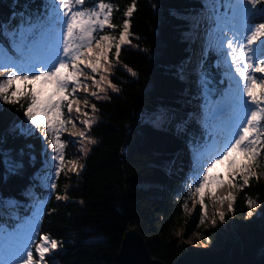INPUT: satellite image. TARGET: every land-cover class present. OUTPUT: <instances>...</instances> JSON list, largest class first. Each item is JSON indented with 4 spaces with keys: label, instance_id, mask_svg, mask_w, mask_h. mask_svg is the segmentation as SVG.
Segmentation results:
<instances>
[{
    "label": "trees",
    "instance_id": "16d2710c",
    "mask_svg": "<svg viewBox=\"0 0 264 264\" xmlns=\"http://www.w3.org/2000/svg\"><path fill=\"white\" fill-rule=\"evenodd\" d=\"M96 2L88 0L85 7ZM104 2L113 5L111 23L117 27L102 33L118 39L123 23L128 21L130 43L121 48L118 62L114 46L109 53L111 70L117 72L111 77L119 90L113 92L110 88L105 101H97L96 97L92 100L97 111L87 135L98 143L91 144L87 154L82 152L79 175L61 174L54 191L50 187L44 190L35 179L45 166L40 134L21 131L27 103L24 99L17 104L2 101L0 241L4 234L18 235L22 227L31 226L37 235L49 234L61 244L46 257L48 264H119L123 238L136 228L151 256L168 264L264 258V156L259 158L257 176L250 179L249 185L235 187L233 208L225 214V224L205 227L197 211L194 217L189 214L193 206L200 205L196 202L198 196H188L193 154L187 138L197 143L204 138L194 116L200 100L195 75L201 74L209 85H221L217 55L212 52L197 74L182 69L191 58L205 0ZM44 3L0 0V44L11 46V37L5 31L8 22H35L44 14ZM133 5L132 16H126ZM160 112L172 113L180 124L157 125L154 119ZM13 162L22 167L13 170ZM232 180L234 185L243 184L240 175L235 174ZM56 195L62 199L57 200ZM248 199L256 206L250 209ZM185 202L188 211L182 208ZM182 231L206 237L217 249L194 247Z\"/></svg>",
    "mask_w": 264,
    "mask_h": 264
},
{
    "label": "snow or ice",
    "instance_id": "6c2138e0",
    "mask_svg": "<svg viewBox=\"0 0 264 264\" xmlns=\"http://www.w3.org/2000/svg\"><path fill=\"white\" fill-rule=\"evenodd\" d=\"M87 3L88 0H45L44 14L38 16L35 22L29 20L26 26L13 22L11 54L0 45V100L5 104H17L21 99L26 101L24 114L27 120L51 138L50 146L55 153L51 159L56 162L55 178L61 175L66 163L71 164L69 171L77 175L83 167L78 160L65 161L66 142L61 140V136L67 130L66 124L73 123L75 126L74 121L65 119L64 109L72 113L73 100L69 97L75 98L80 89L84 69H89L92 74L99 73L102 68L105 72L109 71L112 68L109 53L113 46L118 62L121 46L130 43L128 21L123 23L118 39L108 34L97 35L106 27L113 30L117 27L111 23L113 5L98 0L91 7H85ZM258 5H264V0H205V7L210 8V18L215 25L213 34H216L218 50L223 52L225 63L234 69L235 76L231 72L227 75L231 79H239L236 81L238 95L234 97L233 106L237 115L228 128L227 139L196 173L195 186L189 185V198L199 197L196 202L202 209L201 225L208 216L204 190L213 180L218 181L219 186L224 184L222 179L212 175L216 165L229 161L231 169L234 163L232 154H243L246 163L238 167L243 184L233 186L244 187L257 176L255 169L259 166V158L264 156V7ZM134 7H129L125 15L131 17ZM128 71L136 75L131 69ZM256 73L262 74L261 77H257ZM88 78L99 93L106 91L100 81H106L113 92L119 90L106 76L101 75L100 81L94 75ZM84 91H87V85H84ZM98 92L94 91L91 95L100 98ZM75 103L78 104L79 100L76 99ZM84 103L87 105L88 101ZM92 109L95 112L94 104ZM75 111L79 113L81 109L77 107ZM94 122L82 121L86 129H91ZM79 136L89 144L98 143L87 137L85 132H80ZM19 167L22 164L13 162V170ZM230 176L235 179L232 172ZM50 188L54 191L57 184L52 182ZM56 199L62 197L56 195ZM247 203L250 209L256 206L252 199H248ZM182 208L188 211L187 202ZM228 208L232 210L231 202ZM224 218V213L220 212L219 220ZM212 223H216L215 217ZM60 246V242L49 234L37 235L32 230L20 244L9 250V259H4V254L0 252V264H48L46 257L53 255Z\"/></svg>",
    "mask_w": 264,
    "mask_h": 264
},
{
    "label": "rangeland",
    "instance_id": "374dc122",
    "mask_svg": "<svg viewBox=\"0 0 264 264\" xmlns=\"http://www.w3.org/2000/svg\"><path fill=\"white\" fill-rule=\"evenodd\" d=\"M259 7H264V5H259ZM220 10L224 11L222 8ZM229 15H230V13H229ZM210 17H211V10L209 7H205V4H204L203 9H202V13H201V17L198 21L197 29H195V38L193 40V51L191 54V58L183 64L182 69L185 70V72H189L191 74H197L199 72V69H200L201 64L203 62V58H204L205 54L207 53V51H209V52L212 51V53L217 54V56H218L217 57V65L219 66L220 69L223 70L222 76H223V80H224L225 84L228 83V84L232 85L235 88V90L237 91L236 81L239 79V77H235V79H231L227 75L229 72H231L233 74V76H235L234 69H231L229 67V65L225 63V57H224L223 52L218 50V47H217L218 41L216 39V34H213V29H214L215 25H214V23ZM9 25L6 24V27ZM2 28H4V25ZM105 29H107V27ZM104 34L110 35L109 33H97V35H104ZM229 34H230V32L228 33V35ZM3 36H5L4 32H3ZM125 45H127V44H125ZM125 45H122L121 48ZM96 51H99V50H96ZM225 51H226V46H225ZM113 61H115V59H113ZM118 66L121 67L122 65L118 64ZM81 67L83 68V65H81ZM102 71H103V68L100 70L99 73L92 74L89 69H84L85 75L81 76L82 84H81L80 89H78V92H77V94L79 95L78 96L79 103L78 104L75 103L73 105V111H72V114H73L72 115V121L75 122V126L72 127V131L70 129L68 130L66 128L68 130V132L66 130L61 136V140L66 142L65 154L67 153L68 155H73V159L78 160L80 165H83L82 152H85L87 154L89 152V150L91 149V144L87 143L86 139H83L82 140V144H83L82 148L80 147V145H79V147L75 146V145H74V147H72L70 144V141L72 140L71 137H74V135H79L80 132H86L88 130L84 127V124L82 123V121H84L86 119L87 120H93L92 118H90V116H91V113H95V112H93V109H92V105L94 104L92 100L94 97L89 96L88 93L94 92V91L98 92V89L95 87L92 80L89 79L88 77L94 75L95 79L97 81H100V76L103 75V76H106L108 78V80H110L112 82V84H114L111 76H114L115 73H117L116 70L110 69L107 72L103 71L104 74H102ZM192 72H194V73H192ZM195 76H196L195 77V83H196L197 89L199 88V93H200L199 104L201 103V105H199V112H197L194 116H195L196 120L199 119V122L201 124L206 122V123H204V125L207 126L208 132H211L213 129H215V126H213V124L207 125V120L210 117V114H209L210 111L215 106V103H213V102H215L219 98V97H217L218 96L217 93L219 92V90L213 91V89H211V86L207 84L208 83L207 80L204 77H202L201 74H199L198 76L197 75H195ZM0 78H2V76H0ZM100 83L106 89V91L104 93L98 92V95L100 98H96V100L97 101H105L109 98L110 88L108 87V84L106 81H100ZM84 85H87V91H84ZM241 86H242V84H241ZM222 90H223L222 92L224 94L227 92V89H225V87L222 88ZM203 97H204V99H203ZM220 97H221V94H220ZM85 100L88 101L87 105H85V103H84ZM2 101L3 100H0V106L2 104ZM77 107H79L81 109V111L79 113H77L75 111V109ZM85 113H87V115H85ZM154 122L159 126L170 127L172 125L177 126L178 124H180L181 120L175 119L173 117L172 113L160 112V113L155 115ZM86 136L90 137L87 135V133H86ZM41 138L46 143L44 145L43 154H44V159L48 165V167H46L45 170L48 169V171L43 172V170H40L42 172H41V178L39 179V183L41 184L42 188H45V187L47 188L48 187L47 177L50 179L51 182H54V180L56 179L54 177L55 163L56 162L51 159V157L55 153H54V150L50 146L51 145V138L46 136L44 134V132H43V136L41 133ZM66 139H68V141H66ZM78 142L80 143L81 140H78ZM224 142H225V140L224 141L213 140L211 142H208L207 146L203 150H201L197 153V156L195 157L194 164H193V166L197 170V172L200 170L201 166L207 161L206 154L209 153V151L212 148L219 147ZM232 160L234 161V163H233L231 169L229 168V161H224L222 164H217L216 167L213 169L212 175L214 177H218V178L222 179L224 181L223 186H219L218 181L213 180L209 184V186L204 190L205 191V198H208L207 202H205V204L207 205V212H208V216H207V219H206L205 224H204L205 227H210V226L214 227L218 224V222L225 224L226 217L224 218L223 221L219 220V213L223 212L225 215L227 213V211H230L228 208L229 202L232 203V208H233L234 200H232V198L233 197L235 198L237 190L233 186L234 183H233L232 177L230 176V172H232L234 175L235 174L239 175L238 174V167L240 165L246 163V158L243 156V154L236 152V153L232 154ZM177 163L178 162H175V164H177ZM70 168H71V164L66 163L65 168L63 170V176H69L72 174V171H69ZM81 170H82V168L79 170V172ZM193 175H195V172H193ZM193 181H194V178L192 179V185L194 187L195 185L193 184ZM218 188H220V189L217 190ZM220 191L223 192L221 194L222 197L220 200H217L215 196H216V193H219ZM223 194H227V196H225ZM221 201H223L222 204H221ZM196 211H197V214L195 213ZM201 211H202L201 206H200V208H197V206H193L189 210V214L192 215L191 217H194L196 214L197 218L200 220ZM213 217L216 218L215 224L212 223ZM22 232L25 233L26 230L23 229ZM181 233H183L185 240L189 244L193 245L194 247L201 248V249H211V248L217 249V245H215L214 243L210 244L209 243L210 241L206 237L202 238L201 235L191 234L188 231H184V232L182 231ZM5 240H7V239L4 238V241ZM22 241H23V235L20 238H18V241H16L15 244H13L12 246H17ZM12 248H14V247H12ZM3 258L9 259L8 253L3 255Z\"/></svg>",
    "mask_w": 264,
    "mask_h": 264
},
{
    "label": "water",
    "instance_id": "95a60500",
    "mask_svg": "<svg viewBox=\"0 0 264 264\" xmlns=\"http://www.w3.org/2000/svg\"><path fill=\"white\" fill-rule=\"evenodd\" d=\"M119 264H168L159 259H155L149 252L148 245L138 229L128 231L123 238ZM194 264H264V258L255 261L232 262L227 259H207Z\"/></svg>",
    "mask_w": 264,
    "mask_h": 264
},
{
    "label": "bare ground",
    "instance_id": "6f19581e",
    "mask_svg": "<svg viewBox=\"0 0 264 264\" xmlns=\"http://www.w3.org/2000/svg\"><path fill=\"white\" fill-rule=\"evenodd\" d=\"M255 75H258V73H256ZM227 89H231L230 86H226ZM234 99V97L232 98V100ZM216 105V109L214 112H212V116L214 117V120H213V126L216 127V124L217 123H224V126H222L220 129V131L218 132L219 135L221 137H224V136H228V128L230 127V125L233 123V121L235 120L236 118V115L237 113L234 111V108L232 107L231 110H227V111H222V107L224 106V104L226 103V100H225V96H221V98L217 99L215 102ZM233 104H234V100H233ZM66 141H68V139H66ZM223 146V145H222ZM221 146V147H222ZM221 147L217 148V149H212L208 155V158L212 155L215 154L216 151H218ZM222 195L221 194H217L216 196V199L217 200H220V197Z\"/></svg>",
    "mask_w": 264,
    "mask_h": 264
},
{
    "label": "built area",
    "instance_id": "2783aa9c",
    "mask_svg": "<svg viewBox=\"0 0 264 264\" xmlns=\"http://www.w3.org/2000/svg\"><path fill=\"white\" fill-rule=\"evenodd\" d=\"M91 93H92V92H90L89 96H91Z\"/></svg>",
    "mask_w": 264,
    "mask_h": 264
}]
</instances>
